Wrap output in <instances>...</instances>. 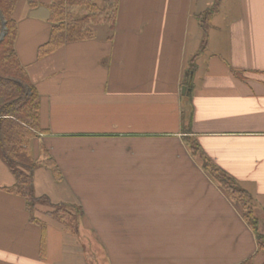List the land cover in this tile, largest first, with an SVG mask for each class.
Instances as JSON below:
<instances>
[{
    "label": "crops",
    "instance_id": "obj_1",
    "mask_svg": "<svg viewBox=\"0 0 264 264\" xmlns=\"http://www.w3.org/2000/svg\"><path fill=\"white\" fill-rule=\"evenodd\" d=\"M214 2L120 0L114 36L99 28L40 60L50 12L19 3L16 52L48 130L33 154L47 148L63 175L39 166L35 192L84 216L79 236L50 218L43 232L3 191L15 180L0 159V264H90L83 237L110 264H264L255 231L185 141L253 196L264 235V0H223L203 48L199 16Z\"/></svg>",
    "mask_w": 264,
    "mask_h": 264
},
{
    "label": "trees",
    "instance_id": "obj_2",
    "mask_svg": "<svg viewBox=\"0 0 264 264\" xmlns=\"http://www.w3.org/2000/svg\"><path fill=\"white\" fill-rule=\"evenodd\" d=\"M21 1L0 0V159L15 180L10 187L2 189L25 200L31 222L43 232L47 227L44 218H50L70 235L79 236L84 216L82 206L72 203L55 204L47 196H38L35 192L34 172L39 166L50 170L57 181H63V175L47 148L41 146L40 160L33 154V141L48 130L41 128L40 97L16 52L19 33L16 11ZM25 1L31 9L45 6L50 12L51 32L49 40L38 49L39 60L56 53L69 43L94 39L99 28L108 31L110 36L116 33L120 0H103L102 6L95 0ZM222 2L223 0H215L213 6L199 16L204 31L203 48L211 19L219 12ZM193 79H187L186 86L190 89L194 86ZM187 97L190 99V93ZM184 116L183 131L190 135L192 114L185 112ZM185 141L193 156L200 158L203 169L229 199L240 207L244 220L257 235L259 250L264 252V235L259 231L260 222L255 215L253 196L206 157L197 141L190 136ZM44 243L43 238L41 254Z\"/></svg>",
    "mask_w": 264,
    "mask_h": 264
},
{
    "label": "rangeland",
    "instance_id": "obj_3",
    "mask_svg": "<svg viewBox=\"0 0 264 264\" xmlns=\"http://www.w3.org/2000/svg\"><path fill=\"white\" fill-rule=\"evenodd\" d=\"M42 139L37 138L34 140L35 144V151H36V157L39 158V149L41 145ZM240 209V207H239ZM83 223H81L82 225ZM83 241L87 244L86 245V252L89 257H91L90 264H110L108 259V252L103 249V247H99V245L94 242L93 240L91 242L88 241V238L83 237Z\"/></svg>",
    "mask_w": 264,
    "mask_h": 264
}]
</instances>
